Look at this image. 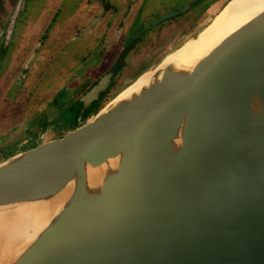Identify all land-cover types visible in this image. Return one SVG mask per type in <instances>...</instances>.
<instances>
[{"label": "water", "instance_id": "water-1", "mask_svg": "<svg viewBox=\"0 0 264 264\" xmlns=\"http://www.w3.org/2000/svg\"><path fill=\"white\" fill-rule=\"evenodd\" d=\"M169 55L80 127L0 162V208L68 191L5 264H264V10L196 62Z\"/></svg>", "mask_w": 264, "mask_h": 264}, {"label": "rangeland", "instance_id": "rangeland-1", "mask_svg": "<svg viewBox=\"0 0 264 264\" xmlns=\"http://www.w3.org/2000/svg\"><path fill=\"white\" fill-rule=\"evenodd\" d=\"M79 1L0 0V162L39 145V130L49 126L59 130L47 131L46 142L65 135L75 125L70 111L77 95L97 76L105 75L116 60L123 68L102 99L101 108L208 25L230 0L138 1L128 25L116 35L107 33L105 49L96 35L102 25L88 29L84 35L81 29L103 6L112 10V3L119 6L115 16L123 17L128 3L85 0L78 5ZM140 12L142 18L135 32L146 29L149 36L129 50L121 42L126 38L132 16ZM169 15L171 18L164 19ZM102 52L109 56L102 57ZM119 53H123L122 57ZM24 67H28L26 73ZM87 121H81V125ZM69 124L72 127L60 130Z\"/></svg>", "mask_w": 264, "mask_h": 264}, {"label": "bare ground", "instance_id": "bare-ground-1", "mask_svg": "<svg viewBox=\"0 0 264 264\" xmlns=\"http://www.w3.org/2000/svg\"><path fill=\"white\" fill-rule=\"evenodd\" d=\"M263 10L264 0L228 1L208 23L198 40L186 44L176 55L168 54L167 61L178 55L180 59L187 60L185 62H196ZM151 75V71L142 75L120 96L141 86ZM67 194L68 191L65 190L50 201L0 208V264L12 261L24 250L59 211L67 199Z\"/></svg>", "mask_w": 264, "mask_h": 264}, {"label": "flooded vegetation", "instance_id": "flooded-vegetation-1", "mask_svg": "<svg viewBox=\"0 0 264 264\" xmlns=\"http://www.w3.org/2000/svg\"><path fill=\"white\" fill-rule=\"evenodd\" d=\"M82 1H85V0H80L78 5L82 2ZM128 4H127V9L125 10V14H123V17H116L115 14L118 13V8L119 6L115 3H112L113 1H110L112 4L111 6L113 5L114 8L111 10L108 6H106L104 8L103 6V10H101L93 19L92 21L89 23V25H86L85 27H83L82 30V35H84V33L86 31H88V29H92V28H95L96 26H99V25H102V30L100 32H96V35L98 34V37L97 39H101L103 41V47L105 49V43L107 44L108 40H109V37H108V32H111L113 35H116V33H118L121 28L125 27L126 25H128V22H129V18H131V15L132 13L135 14V11L134 8L136 5H138V1H141V0H125ZM124 1V3H125ZM88 2L87 1V5H88ZM105 2V1H104ZM106 4V3H105ZM78 5L77 7L75 8H78ZM109 11H112V12H109ZM109 15V16H108ZM142 18V15H141V12L136 15H133L132 16V21L130 22V27H129V30H128V33L126 35V38H123L121 44H126V46H128L127 48L132 49V47H137V44L139 43H142L143 41L146 40V38L149 36V32L146 31V29L142 32H139V33H136V29L138 28V23L140 22V19ZM171 18V17H169ZM97 19H99L96 24L92 27H90V25L96 21ZM167 19V18H166ZM139 20V21H138ZM138 22V23H137ZM164 22V19L159 21L158 23L155 24V26H157L158 24ZM154 26V27H155ZM90 27V28H89ZM152 28H150L151 30ZM98 30V29H97ZM135 32V33H134ZM88 35V34H87ZM148 35V36H147ZM152 35V34H151ZM150 35V36H151ZM86 36V35H85ZM92 37V35H89ZM89 36H86V37H89ZM147 36V37H146ZM114 37V36H113ZM146 37V38H145ZM93 39H95V37H93ZM114 44V43H113ZM101 46V48H102ZM131 46V47H129ZM107 48V47H106ZM104 49H103V52H104ZM103 52H102V57L106 58L109 56L108 55H104L103 56ZM122 52V51H121ZM127 51H125L124 54H126ZM122 54L123 53H119L118 56L122 57ZM35 56V54L33 55ZM100 56V57H101ZM125 59V58H124ZM27 66V65H26ZM30 65L28 64V67ZM28 67H24V71L26 73ZM123 67H121V65H119V63H117V60L113 63V67L105 73V75H108V74H111V79H110V83L107 87V89L102 92L100 95H99V99L92 102L91 105H85L82 101V98L83 96L100 80L102 79L105 75L101 74V77L97 76L96 79L93 80V82L91 83L90 86L84 88L85 90L81 93H79V95H77V98L76 100L74 101V105H73V108L70 112H73V121H74V126L72 127L70 124L68 127H64L60 130H64V129H67L69 127H72L68 130V132L76 129L77 127H79L81 125V121H87V119H89L92 116H94L98 111L99 109H101V103H102V99L106 96V92L108 94V92L111 90L112 86H113V83H114V78L117 76V73L122 69ZM25 74L22 75V77H24ZM55 103V101L53 102V104ZM53 120V118H52ZM51 128V129H49ZM48 129L42 131V130H39L40 132L37 133V143L38 144H41L43 142H46L44 140V137H45V133L47 131H51V132H57L59 130H53V127L52 126H49ZM67 132V131H66ZM64 132V133H66ZM67 132V133H68ZM37 146V145H34V147ZM29 149V148H27ZM26 150V149H25Z\"/></svg>", "mask_w": 264, "mask_h": 264}, {"label": "crops", "instance_id": "crops-1", "mask_svg": "<svg viewBox=\"0 0 264 264\" xmlns=\"http://www.w3.org/2000/svg\"><path fill=\"white\" fill-rule=\"evenodd\" d=\"M195 33H197V32H195ZM20 152H23V150H21V151H19V152L15 153L14 155H16V154H18V153H20ZM12 156H13V155H12Z\"/></svg>", "mask_w": 264, "mask_h": 264}]
</instances>
